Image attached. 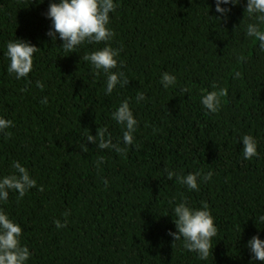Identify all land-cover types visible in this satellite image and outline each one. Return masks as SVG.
<instances>
[{"label": "trees", "instance_id": "1", "mask_svg": "<svg viewBox=\"0 0 264 264\" xmlns=\"http://www.w3.org/2000/svg\"><path fill=\"white\" fill-rule=\"evenodd\" d=\"M48 4L0 0V116L14 122L7 137L0 133V175L18 160L37 181L22 199L10 192L0 207L23 229L28 264H249L244 245L253 235L264 239L254 222L264 212V53L244 35V0L226 18L214 0H118L109 43L120 50L128 83L111 95L103 92L105 77L82 59L103 42L71 54L58 48L61 41L52 44ZM14 38L40 48L30 83L6 72L4 45ZM162 72L176 84L163 88ZM213 85L226 95L208 113L200 97ZM125 99L138 122L126 152L86 142L100 128L119 140L122 127L110 114ZM243 134L257 140L259 155L250 161ZM166 169L213 176L189 191L168 180ZM182 196L196 207L206 201L214 217L218 232L205 261L167 234L175 231L169 201ZM66 211L67 225L57 229L53 221L63 223Z\"/></svg>", "mask_w": 264, "mask_h": 264}, {"label": "clouds", "instance_id": "2", "mask_svg": "<svg viewBox=\"0 0 264 264\" xmlns=\"http://www.w3.org/2000/svg\"><path fill=\"white\" fill-rule=\"evenodd\" d=\"M42 4L44 0H36ZM215 12L221 17H227L231 7L241 3V0H214ZM223 5V6H222ZM118 7V0H49L48 9L45 13L50 20V26L45 35L55 42L59 40L61 44L58 48L66 53H73L84 44L96 45L103 42L101 48H94L86 52L82 59L89 64L93 72L102 74L105 77L103 92L111 95L117 86L123 87L128 81L124 78V72L118 69L119 49L113 48L109 43L115 36V32L110 26V13H114ZM247 14L250 22L244 26V35L257 43L260 53H264V0H244V14ZM4 47L3 52L7 59L6 72L15 80L24 79L31 82L29 73L34 67V54L40 49L29 40L10 39ZM243 60L244 57H238ZM115 70V71H114ZM239 72L235 73L238 77ZM177 77L169 72L160 74L159 83L165 89L176 84ZM37 88L42 89L43 84L37 80ZM23 91V89H22ZM184 91V90H182ZM226 95V89L217 88L213 85V90L205 92L200 97L201 106L208 113H216L221 107V98ZM144 99L143 93H138L136 100ZM42 104L48 103V97H44ZM111 119L122 127V134L116 143H113L110 136L106 135L107 129L100 128L96 135L87 134L86 142H91L96 148L110 149L117 153H124L127 147L134 143V133L137 127V119L129 106L127 99L120 101L119 105L111 112ZM14 126L11 119L0 116V133L5 137L9 135L7 129ZM242 141V156L244 160H251L257 157V140L250 134H243L239 137ZM121 143L124 147H121ZM103 162V157L97 161V165ZM11 171L7 175H0V205L6 204L9 193L14 192L17 199H22L32 188L37 187V181L33 178L29 170L18 160L11 161ZM166 178L174 180L184 186L189 191H198L201 183H206L212 179V170L189 172L179 174L173 170H165ZM107 187L108 180H104ZM39 191H43V186H39ZM172 213V220L175 231L169 230L167 233L174 242L180 241L181 246L188 252H194L199 260L208 259L210 251L212 253V239L217 236V226L211 214L209 204L201 201L199 207L188 203L183 196L176 202L175 198L169 201ZM65 217L63 223L59 219L53 221L57 229L66 227L69 212L62 214ZM254 222L257 229H264L259 225H264V212L258 214ZM22 227L9 214L0 207V264H28L32 253L26 244L21 243ZM245 248L250 253L249 264L256 261L264 262V239L260 236H251Z\"/></svg>", "mask_w": 264, "mask_h": 264}]
</instances>
